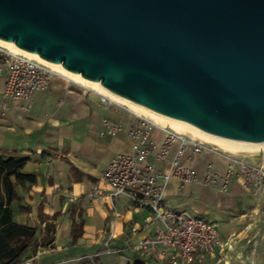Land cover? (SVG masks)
<instances>
[{
	"label": "water",
	"instance_id": "obj_1",
	"mask_svg": "<svg viewBox=\"0 0 264 264\" xmlns=\"http://www.w3.org/2000/svg\"><path fill=\"white\" fill-rule=\"evenodd\" d=\"M0 39L212 135L264 142V0H0Z\"/></svg>",
	"mask_w": 264,
	"mask_h": 264
},
{
	"label": "crops",
	"instance_id": "obj_2",
	"mask_svg": "<svg viewBox=\"0 0 264 264\" xmlns=\"http://www.w3.org/2000/svg\"><path fill=\"white\" fill-rule=\"evenodd\" d=\"M0 67L2 88L6 72L1 60ZM101 95L66 76L55 75L47 88L33 94L29 105L22 99L9 100L5 114H0V166L17 169L11 176L17 195L11 203L14 220L37 227L40 241L17 264L31 258L32 264H92L87 255L103 250V239L111 230L116 235L113 240L116 247H125L129 237L135 243L154 232L153 227L143 226L150 210L132 206L127 196L116 199L115 211L107 195L95 199L87 196L94 186L107 187L101 181V174L112 157L118 152H131L128 132L137 120L135 111L117 101L104 104ZM105 120L119 124L116 135L101 134ZM166 136L160 125L151 134L154 145L148 159L161 172L168 170L180 144L179 140L174 141L165 158L158 157ZM208 144L199 153L192 154V145L188 143L180 161L200 173L225 176L228 156L241 151L232 152ZM259 203L242 186L236 173L229 177L224 188L202 182L183 184L173 177L167 182L164 196L166 207L187 210L215 223L229 243L230 246L217 249L214 255H207L204 264H221L225 260L235 247L232 239L240 237L247 217L255 215ZM48 222L55 227L51 232L53 239L42 245ZM75 223L79 224L80 233L73 240ZM133 226L139 227L134 235ZM137 252L104 254L120 257L109 259L107 264H126L142 256ZM102 255L95 258L96 264H103Z\"/></svg>",
	"mask_w": 264,
	"mask_h": 264
},
{
	"label": "built area",
	"instance_id": "obj_3",
	"mask_svg": "<svg viewBox=\"0 0 264 264\" xmlns=\"http://www.w3.org/2000/svg\"><path fill=\"white\" fill-rule=\"evenodd\" d=\"M0 60L5 65L6 72L3 86L0 88L1 115H4L8 108L7 101L22 99L29 105L28 102L37 90L47 88L53 76L62 75L25 54L11 52L2 46ZM101 102L108 104L116 101L101 95ZM136 117L137 120L128 132L132 141L131 152L116 153L101 174V181L107 187L94 186L87 196L95 199L107 195L112 199L114 211L116 199L119 196H127L132 206L150 210L143 226L153 227L154 232L135 243H132L129 237L125 247H116L113 243L116 235L111 230L103 239V250L89 254L87 258L92 264H96L95 258L104 253L133 250L140 252V258L148 264H204L207 255H214L217 249L222 250L230 245L212 221L195 216L187 210L166 207L164 196L167 182L175 177L183 184L202 182L224 188L229 177L236 173L242 186L251 192L254 198H262L264 201V153L259 158H254L251 152L229 155L225 176L211 172L200 173L182 163L180 157L188 143L192 145L191 153L197 154L208 147V142L193 138L187 133L177 132L170 126L160 125L167 132V136L157 153L158 157L165 158L171 144L176 140L180 141L168 170L161 172L148 159L154 145L151 134L159 124L144 115L136 113ZM119 130V124L105 120L101 134L114 136ZM138 230L137 226L131 228L133 235ZM32 259H26L22 264H32Z\"/></svg>",
	"mask_w": 264,
	"mask_h": 264
},
{
	"label": "bare ground",
	"instance_id": "obj_4",
	"mask_svg": "<svg viewBox=\"0 0 264 264\" xmlns=\"http://www.w3.org/2000/svg\"><path fill=\"white\" fill-rule=\"evenodd\" d=\"M0 46L14 53L25 54L35 59L36 61L44 64L51 70L57 73H60L72 79L73 81L79 84H82L83 86L92 88L96 90L97 92L103 94L104 96L109 97L111 100H114V101H117V102H120L126 105L128 108L135 111L137 114L147 116L153 122L159 125L170 126L172 129L176 130L177 132L187 133L189 136L193 138H198L202 141L218 145L221 148L232 151V152L241 151V152L260 153L261 150H264V142H259V143L242 142V141L231 140V139L212 135L208 132H205L183 121L177 120L159 111L151 109L139 102L126 98L110 90L109 88L104 86L101 82L90 81L86 79L85 77H83L81 74H71L68 71H66L61 65L56 64V63L53 64L49 62L48 60L42 58L38 54L27 52L19 48L14 42H7V41L0 39Z\"/></svg>",
	"mask_w": 264,
	"mask_h": 264
},
{
	"label": "trees",
	"instance_id": "obj_5",
	"mask_svg": "<svg viewBox=\"0 0 264 264\" xmlns=\"http://www.w3.org/2000/svg\"><path fill=\"white\" fill-rule=\"evenodd\" d=\"M16 171V168L5 169L0 166V264H17L28 250H35L40 244L37 227L19 224L14 220L11 203L17 195L11 176ZM54 228L52 223L46 224L47 232L42 238V245L52 241L51 232ZM79 233V224H73V240L77 239Z\"/></svg>",
	"mask_w": 264,
	"mask_h": 264
},
{
	"label": "rangeland",
	"instance_id": "obj_6",
	"mask_svg": "<svg viewBox=\"0 0 264 264\" xmlns=\"http://www.w3.org/2000/svg\"><path fill=\"white\" fill-rule=\"evenodd\" d=\"M260 153L263 154L264 150ZM259 200V209L254 213L255 215L247 217L240 237H234L231 241L235 247L221 264H264V201L262 198ZM137 254L141 253L137 252ZM119 258L118 254L102 255L103 264H107L109 259Z\"/></svg>",
	"mask_w": 264,
	"mask_h": 264
}]
</instances>
